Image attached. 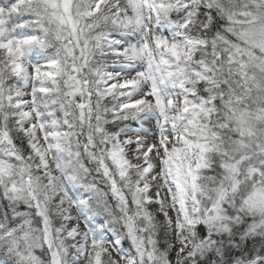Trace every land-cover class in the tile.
<instances>
[{"label":"snow or ice","instance_id":"6c2138e0","mask_svg":"<svg viewBox=\"0 0 264 264\" xmlns=\"http://www.w3.org/2000/svg\"><path fill=\"white\" fill-rule=\"evenodd\" d=\"M0 264H264V0H0Z\"/></svg>","mask_w":264,"mask_h":264}]
</instances>
